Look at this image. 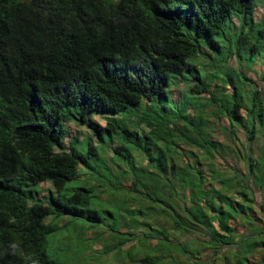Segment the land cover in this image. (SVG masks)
<instances>
[{"label":"trees","instance_id":"obj_1","mask_svg":"<svg viewBox=\"0 0 264 264\" xmlns=\"http://www.w3.org/2000/svg\"><path fill=\"white\" fill-rule=\"evenodd\" d=\"M230 56L258 57L264 80V0H0V264H56L46 248L53 219L83 215L100 225L86 208L95 190L137 195L116 210L121 235L122 213L160 206L161 225L134 220L148 231L135 238V264H197L199 242L214 254L233 246L236 264L264 251V97ZM219 117L232 130L227 144L211 137ZM72 120L88 129L84 151L76 136L64 141ZM230 152L243 160L244 178L215 168L213 158ZM88 158L104 179L69 186L85 176L78 167L94 170ZM43 182L52 189L41 193ZM175 232L186 241H174ZM128 239L102 250L117 255Z\"/></svg>","mask_w":264,"mask_h":264},{"label":"rangeland","instance_id":"obj_2","mask_svg":"<svg viewBox=\"0 0 264 264\" xmlns=\"http://www.w3.org/2000/svg\"><path fill=\"white\" fill-rule=\"evenodd\" d=\"M261 8L259 5H257L254 9V19H260L262 17L261 14ZM259 58H255L254 61H242L241 63L235 62L233 57H229L227 59V62L229 65L239 68L238 70L246 71L247 77H250L253 79V82L256 84L257 88L260 89L262 96L264 97V80L259 78V74L262 71L263 65L259 62ZM183 87V81H179L176 86L171 87V96L173 99L178 100L181 96V93L184 91ZM225 91H228L225 89ZM188 111H190L188 109ZM105 113V112H104ZM95 120L98 121V123L103 124L104 120L101 118H98L94 116ZM65 128L69 132L68 136L65 137L64 141L68 142V140L72 136H76L77 138L74 139V144L77 150L84 151L86 143L90 136L87 135L88 129H84L83 127L75 124L72 121H67L64 123ZM231 128L229 127L226 118L219 117L215 118L214 124L211 127L210 133L211 137L217 139L218 141H221L222 143H228V134H230ZM235 131V129H233ZM235 133L239 134L238 131ZM228 135V136H227ZM239 141H241L240 149L242 147H246V141L244 137L241 138V136L238 135ZM92 143H94V139H92ZM258 141L255 143H250V151L256 152ZM242 148V149H244ZM241 149V150H242ZM225 157L220 158L219 156H216L213 158V162L215 165V168L221 169L224 168L228 172L235 173L238 178H244L245 177V165L243 163V160L239 159L237 156L234 155V153H229L228 155H224ZM108 156L105 157L107 159ZM132 159L133 162L137 165L143 164L144 159L142 156L138 154V152L132 153ZM87 164L90 167H94V170H90L86 167H78V171L80 173H84L85 176H87V173L91 174L92 177L88 178L85 176H79L77 175L75 178L69 181V186L76 185V186H82V187H89L92 184H99V182H95L99 178L104 179L102 176V172L99 168V163L96 160L87 159ZM121 161H117V164H121ZM113 166V165H112ZM110 167V168H109ZM108 172L110 175H108L111 182H115L114 178V170L111 169V166H109ZM122 168V167H121ZM100 175V176H99ZM119 181L122 183H128V179L120 178ZM95 182V183H94ZM113 185H111V188L114 190ZM39 188L41 190V193H45L46 190L52 189L50 184L48 182H43L39 185ZM96 188L95 186L93 189ZM117 190V191H116ZM114 193L107 194V192H104L102 194H99L98 191H93V196H90L88 204L86 205L87 209H93L97 212L99 218H100V225H93L90 227V223H88L85 217H71L69 215L63 216L60 218L53 219L54 223H57L56 229L49 233L46 236V248H47V255L53 259L56 260V264H135L136 262V252L138 244L135 241V238H137L142 231H145L144 227H138L134 228V220L138 221H145L148 222L149 225L158 226L162 224L163 219L161 217H158L155 215V212L160 211L161 208L158 204L150 203L149 201L145 203V207H149V210L143 209L142 214L138 213H132L131 215H127L126 213H122L121 216L124 217V219H128L127 222L120 221L118 229L122 230L124 233L123 235L113 232L115 229L113 228L112 222H114L115 218L118 216L119 213H116V210L119 208L120 203H125L127 198L135 197L137 196L135 193H126L123 194V192H120V189H116ZM256 192V190L254 191ZM161 197V194L159 195ZM162 198V197H161ZM256 200L259 199V196L255 194ZM124 199V201H122ZM133 204L131 202H128L127 205L122 204V206L128 208L131 206L133 208ZM148 204V205H147ZM137 206L135 205L134 208ZM104 210L112 211L113 213H116L113 218L108 215ZM122 217V218H123ZM50 216L46 218L48 220ZM263 220L264 225V216L261 217ZM62 223V224H61ZM239 228V233H241L242 229ZM117 229V230H118ZM128 231L130 232V235L127 234ZM97 232V233H94ZM139 234V235H138ZM143 234V233H142ZM176 237L173 238L174 241H186V238L182 235L177 234L175 232L174 234ZM95 237H97L95 239ZM148 237H151L150 234H148ZM153 237V236H152ZM123 238H133L134 244H132L131 248V257L128 256L127 250L125 248L127 247V244H123L121 246L120 251L117 255L114 257L110 256L109 258L107 255H105V251L102 250V245H111L115 244L119 239ZM239 237H233V240L236 241ZM263 239V237H258L257 240ZM147 240L152 241L150 238H147ZM200 238L198 237L195 239V246H197ZM127 241H131L128 239ZM164 244L166 242H163ZM168 244V243H166ZM201 243L199 242V247L201 248ZM170 246V245H168ZM171 247V246H170ZM198 248V247H197ZM198 248L195 250V257L197 259L195 262L197 264H236L235 262V255H234V247L233 246H223L217 249V253H212V251L209 248L200 249ZM130 249V247H129ZM200 249V250H199ZM102 251V252H101ZM175 252V250L173 249ZM103 253V254H102ZM263 255H260V254ZM242 255V253H241ZM243 256V255H242ZM262 256H264V251L257 249L254 253L251 254L250 257H248V263L243 262V264H259V261L262 259ZM239 257V255H238ZM203 260V261H202ZM202 261V263H200ZM264 264V262H263Z\"/></svg>","mask_w":264,"mask_h":264},{"label":"crops","instance_id":"obj_3","mask_svg":"<svg viewBox=\"0 0 264 264\" xmlns=\"http://www.w3.org/2000/svg\"><path fill=\"white\" fill-rule=\"evenodd\" d=\"M125 244H127V247L125 248V250H128L129 247L132 246V244H134V242L132 241H128V242H125ZM105 255H107V257L109 258L110 256L114 257L116 255V251L113 249V250H110L108 253H106Z\"/></svg>","mask_w":264,"mask_h":264},{"label":"clouds","instance_id":"obj_4","mask_svg":"<svg viewBox=\"0 0 264 264\" xmlns=\"http://www.w3.org/2000/svg\"><path fill=\"white\" fill-rule=\"evenodd\" d=\"M51 186V185H50Z\"/></svg>","mask_w":264,"mask_h":264}]
</instances>
